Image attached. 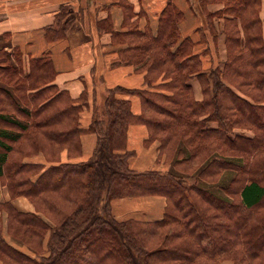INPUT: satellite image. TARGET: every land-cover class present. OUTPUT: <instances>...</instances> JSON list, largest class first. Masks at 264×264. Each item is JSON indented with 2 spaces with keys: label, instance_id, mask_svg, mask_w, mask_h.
<instances>
[{
  "label": "trees",
  "instance_id": "obj_1",
  "mask_svg": "<svg viewBox=\"0 0 264 264\" xmlns=\"http://www.w3.org/2000/svg\"><path fill=\"white\" fill-rule=\"evenodd\" d=\"M209 2L223 8L211 12ZM198 3L214 41V18L224 19V66L203 69L198 42L181 37L182 13L172 0L155 35L138 28L115 32L105 19L99 30L127 44L116 63L141 65L147 86L108 89L101 104L86 91L73 98L60 90L49 55L30 58L27 65L15 48L13 61L2 58L0 189L6 186L10 194L0 201L2 264H264L261 0ZM67 12L61 9L60 19ZM199 30V42L207 41L206 29ZM48 34L62 38L66 29ZM193 78L203 86L202 100L194 96ZM134 95L142 103L138 114L131 106ZM89 106L92 119L84 128L81 115ZM132 123L148 126V141L159 142V159L170 164L168 170L130 166L134 152L126 141ZM237 125L254 135L231 137ZM86 131L97 135L92 156L61 161L63 150L70 157L81 153ZM41 153L44 162L26 160ZM155 195L166 199L159 220H118L113 214L114 199ZM235 195L237 201L231 200ZM20 196L30 200L34 212L13 205Z\"/></svg>",
  "mask_w": 264,
  "mask_h": 264
},
{
  "label": "crops",
  "instance_id": "obj_2",
  "mask_svg": "<svg viewBox=\"0 0 264 264\" xmlns=\"http://www.w3.org/2000/svg\"><path fill=\"white\" fill-rule=\"evenodd\" d=\"M172 2L182 13L179 20L181 37H191L198 42L196 52L201 54L203 69L207 71L213 66L223 67L227 60L226 35L222 31L224 19L214 18L218 30L214 41L207 28L205 13L199 7V0ZM168 3L169 0H0V47L9 51L19 48L27 65L30 58L49 55L55 70L53 83L60 90L67 91L73 98H79L86 91L92 99L96 98V102L101 104L108 89L117 86L128 89L145 88L147 74L141 65L116 63L120 61L119 52L124 50L127 44L113 42L112 32L100 31L98 22L108 19L112 31L115 32L138 28L141 31H151L155 35L160 16ZM63 8H67L68 15L60 19V11ZM222 8L223 4L219 2H209L207 5V10L211 12ZM260 17L264 40V0H261ZM58 27L66 29V35L51 39L48 31ZM198 28L206 29L207 41L199 42L201 34L200 30L197 31ZM206 48L209 51L203 54ZM190 83L195 98L202 100L204 93L200 80L193 78ZM130 100L133 112L141 113L140 97L134 95ZM92 111V106H89L82 112L81 123L84 128H88L91 122ZM148 139L147 125H129L126 145L128 150L134 152L129 160L130 166L139 171L168 170L170 164L164 157L159 159V142H149ZM96 142L95 133L84 132L81 136V153L70 157L68 150H63L61 161L88 160L93 154ZM26 160L44 162L45 157L41 153ZM9 199L8 188L1 187L0 201ZM12 203L20 211H35L34 205L25 196L17 197ZM111 205L118 220L154 221L163 217L166 199L158 195L126 197L112 200Z\"/></svg>",
  "mask_w": 264,
  "mask_h": 264
},
{
  "label": "rangeland",
  "instance_id": "obj_3",
  "mask_svg": "<svg viewBox=\"0 0 264 264\" xmlns=\"http://www.w3.org/2000/svg\"><path fill=\"white\" fill-rule=\"evenodd\" d=\"M6 45H7V43H6ZM0 46H2V45H0ZM14 50L15 49H12V51H9L8 49H6L5 47H0V62L1 61H3V59L2 58H4V57H8V60H9V57H10V60L9 61H13V55H15V53H14ZM3 82H5L6 83V80L5 81H3ZM5 83H2L4 86H7ZM9 83V82H8ZM235 89V88H234ZM240 95H242L243 96V93H241L239 90H237V89H235ZM236 134H245V135H247V136H249V137H252L253 135H254V132L252 131V130H250V129H245L244 127H242V126H240V125H237V126H235L234 128H233V130L231 131V137H234ZM234 174V173H233ZM231 175H232V173H231ZM233 176V175H232ZM230 178V175H227L226 177H224L223 178V180H222V183L223 184H226L227 182H228V179ZM211 190H213V191H217V188L215 187V186H208ZM231 200H233V201H237V196L235 195V196H231ZM240 220H242V221H245V219H240ZM235 226H232L231 227V232H235Z\"/></svg>",
  "mask_w": 264,
  "mask_h": 264
}]
</instances>
